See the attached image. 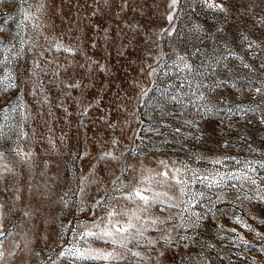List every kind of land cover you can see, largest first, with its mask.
Wrapping results in <instances>:
<instances>
[{
	"label": "rangeland",
	"instance_id": "1",
	"mask_svg": "<svg viewBox=\"0 0 264 264\" xmlns=\"http://www.w3.org/2000/svg\"><path fill=\"white\" fill-rule=\"evenodd\" d=\"M168 3L169 0L0 3L3 45H15L18 51L19 35L26 40L34 38L25 46L24 58L10 65L19 77L18 87L0 91V148L5 151L0 163L7 162L15 173L0 180V203L5 204L0 225L10 232L3 238V264H264V238L257 235L264 234V202L258 199L257 186L245 183L241 187L240 181L226 180L220 187L208 188L193 180V173L213 177L216 173L248 172L253 177H264V24L260 23L264 0H227L226 14L210 11L197 0H180L173 20L176 35L158 38L162 28L170 27L166 20L172 11ZM25 12L31 13L28 21H24ZM196 24L203 31H192ZM218 28L223 31L218 32ZM245 36L249 39L245 40ZM57 40L74 48L76 55L56 51L53 43ZM252 41L255 43L249 48ZM33 43V53H27ZM177 52L194 67H200L207 57V74L195 80L206 85L200 91L214 105L211 112L192 107L187 99L184 105L165 100V89L168 95L190 92L188 82L192 77L173 67ZM3 55L11 53L4 51L0 58ZM213 56L227 59L216 64ZM35 60L44 69L36 70L38 77L30 75ZM88 65H92L91 72ZM99 65L104 66L103 71ZM148 65L157 68L156 75H148ZM33 80L39 88H35ZM76 80L81 88L66 87L69 81ZM218 81L226 83L217 86ZM21 103L30 113L27 121L13 111ZM21 124L27 137L19 143L33 153L24 163L8 151L16 147ZM109 151L119 159H102ZM216 160L221 162L214 163ZM161 161L170 169L180 168L181 178L189 181L185 202L193 200L195 193H204L196 197L198 204L194 201L190 209L203 216L200 226L180 233L195 236V242L188 248L167 247L161 242L157 249L165 251V256L159 258L156 249L129 245L133 251L153 257L145 262L103 240L80 238L85 230L103 228L107 211L127 204L119 198L141 186L139 181L153 191L168 190L157 183L162 177L150 179L167 170ZM170 192L179 195L176 189ZM17 195L21 197L19 201L15 199ZM97 200H102V205H97ZM185 206L169 209L161 204L151 211L171 215L173 223L179 224L178 214ZM128 207L135 209V205ZM26 210L33 214L24 216ZM189 219L195 217L185 213V222ZM157 235L146 233L152 238ZM73 246L81 251L93 250L92 254L116 252L126 259L79 260L58 255ZM13 251L16 255L9 256ZM185 256L190 259L182 260Z\"/></svg>",
	"mask_w": 264,
	"mask_h": 264
},
{
	"label": "snow or ice",
	"instance_id": "2",
	"mask_svg": "<svg viewBox=\"0 0 264 264\" xmlns=\"http://www.w3.org/2000/svg\"><path fill=\"white\" fill-rule=\"evenodd\" d=\"M23 2H27V0H23ZM107 2V0H105ZM197 2L203 6L209 9L213 12H219L222 14H226L229 11V8L227 6V0H197ZM0 3H3V0H0ZM180 3V0H169L168 8L172 10L167 16L166 20L168 21L169 28H162L160 30V33L158 34V38L160 35L166 34L168 37H173L176 35V29L175 25L173 24L174 20V12L177 7V5ZM43 7V5H41ZM39 11V9H37ZM31 17L30 12H25L24 14V21H28ZM261 24H264V17L260 20ZM35 27L39 28V25H36ZM3 29H0V32H2ZM192 31L199 33L203 31L202 27L199 24L193 25ZM218 32L223 31V29H217ZM19 35V34H18ZM47 39V37H45ZM33 37H28L26 40L23 35H19V50L15 51V45L12 48H6L3 45V41H0V54H2L4 51H7L11 53V56L3 55L2 58H0V91L7 92L11 89H15L18 87L17 81L19 80V77L16 74V71L14 68L10 67L12 65L14 60L22 59L25 55V46L28 44L29 40H33ZM202 39V37H201ZM245 40H248L249 37L245 36ZM255 43V41H252L249 43V48L252 47V45ZM53 47L56 51H62L65 53H68L69 55L75 56L76 50L70 46H66L62 41L57 40L53 43ZM95 47V45H93ZM258 47V45H257ZM36 48V44L33 43L31 46L27 47V53H33L34 49ZM47 51V49L45 50ZM200 49L197 48L196 52H199ZM195 54V53H194ZM44 53L41 52L40 56H43ZM160 59H163L161 56ZM212 60L215 61L216 64H219L221 60L227 59V57L224 56H213L211 57ZM34 67L30 70V75L32 77H38L39 72L36 70L39 69L40 72H43V66L40 64L38 60H35ZM48 63H52V61H49ZM92 64H97L96 61H92ZM81 68L85 67L84 65H80ZM100 70H104L103 65H99ZM173 67L177 68L181 72H186L189 77H192V80H189L188 87L190 89V92L184 93L183 96L180 95H168V90L165 89L163 95L165 96V100H171L174 102H178L182 105L185 104V99H187V104H190L192 107L195 108H201L203 107L204 110L207 112H211L213 110L214 105H212L211 100L205 95L204 92L200 91L201 88H205L206 85L203 83L202 80H195L196 77H203L207 74L208 68L210 67V63L206 57L205 61L201 62L200 67H194L193 64H191L188 60V58L180 53H176V58L173 61ZM244 67L248 68L249 65L245 64ZM261 67H264V64L261 65ZM88 71L91 72L93 70L92 65L87 66ZM201 68L204 69V71H201ZM214 70V69H213ZM47 74V73H45ZM58 75V73H56ZM157 74V68L152 67V65H148V75L154 76ZM165 75H168V73H165ZM187 79V77H186ZM193 80H195V84L193 85ZM226 83V81H218L217 86H220L221 84ZM33 84L35 88H39V84L36 83L35 80H33ZM183 85H181L182 87ZM235 86V85H233ZM66 87L71 89L81 88L82 85L79 80H76L75 82L69 81L66 84ZM169 87H172L170 85ZM257 93L261 92L260 88L256 89ZM33 95H36V92L33 91ZM70 94V93H69ZM146 94V93H145ZM47 102V101H46ZM0 110H3L0 108ZM13 111H18L19 115L22 117V120L27 121L30 118V113L27 112V106L23 103L16 105L13 108ZM193 122H189L191 125ZM179 131V130H177ZM3 136L2 130H0V137ZM27 137V132H25L23 128V124L20 125L19 132L17 133V142L16 147H10L8 149L9 152L14 153L15 156H17L21 163H24L26 160L30 159L33 156V153L30 150H25L24 147L19 143L20 141L25 140ZM116 141H113V144H115ZM108 157L111 159H119L118 157L114 156V154L109 151L103 154L101 157L102 159ZM5 159V151L0 148V161H3ZM221 161L216 160L214 163H220ZM162 165H164L166 171H161L155 174L154 177H151L150 179H155L156 176L162 177L163 179L157 180V183L159 185L167 186L166 191L160 192V191H153V189L149 187L143 186V180L139 181L138 183L141 185L139 187H134L127 195L120 197L119 199L125 200L128 203L123 205L122 208L117 210L116 207L111 208L107 211V223L106 225L101 228L99 231H92V230H85L81 233V239H85L88 237L95 238L97 240H103L107 244H111L113 246H117L123 249H126L127 252L131 254L132 257L137 258L139 261H148L152 259L153 257L148 256L146 254L141 253L140 251H133L132 248L129 247V245L135 244L138 247H145L150 250L156 249L159 257L165 256V251H161L157 249V245L161 244L163 242L164 246L167 247H183L188 248L190 246L191 242H195V236L193 235H187V234H180L181 231L184 233L189 232L192 229H196L200 226V221L203 219V216L196 212H190L191 207L193 206V202L195 201L198 204V201H196V197L198 196H204L203 192L195 193L193 194V200H189L185 202L183 200V197L187 196L186 188L188 186L189 181L184 180L181 178L182 172L180 168H174L170 169L168 168V165L164 162H160ZM261 167H264V165H261ZM249 171H253L252 169H249ZM8 174H15L14 168L10 167L7 162L0 163V180H3ZM87 179V178H84ZM118 179V178H117ZM193 180L205 183V186L208 188L213 187H220L226 180H237L240 181V186L243 187L245 183L251 184L254 186H257L258 191V199L261 202H264V177L256 176L253 177L248 174V172H243L240 174H220L216 173L215 176L210 177L208 175H204L203 177H200L193 173ZM260 181L261 184L257 185V181ZM115 183V181H113ZM83 184V180H82ZM232 188H236V184L229 185ZM176 189L178 191L179 195L172 194L170 190ZM7 191V188L4 189ZM80 191H84V187H80ZM152 193V195H149L148 193ZM166 197V200L161 199V197ZM246 199L251 200V197L246 196ZM17 201L21 199L19 195L15 197ZM63 199V198H62ZM239 199V196L237 197ZM217 200L220 201L221 198L218 196ZM178 201V202H174ZM222 202V201H221ZM97 205H102V200L96 201ZM135 205V209L129 208L128 205ZM165 204L167 208L173 209L178 208L181 205H185V207L182 208L181 212L178 214L180 217V223L175 224L173 223L174 217L169 216H161V215H155L152 213L151 209L156 205ZM94 207L96 205H93ZM5 208L4 203H0V216L3 215V210ZM164 208H160V212H164ZM185 213H190L191 216L195 217V219H189L187 222H185ZM32 210H26L24 211V216H31ZM104 219V218H102ZM237 223H242L239 219L236 221ZM264 223V221H261ZM168 225H172L171 227H168ZM243 227H249L248 225H242ZM97 227H99L97 225ZM149 231L157 232L159 235H157L155 238H152L150 236H146V233ZM231 231L235 232V229H232ZM176 233L175 235L173 233ZM6 235H10V232H5L3 230L2 225H0V264H3L5 261V250H4V237ZM258 236L261 238H264V234L257 233ZM246 243V242H245ZM17 248L20 247L19 244L16 245ZM25 248L28 246L25 245ZM93 250H85L81 251L79 247L73 246L71 248H65L60 253H58L61 257H67V256H73L76 259L79 260H86V259H93V260H104V261H115L119 262L121 260H125L126 257L120 253L116 252H106L101 253L99 251H95V254H92ZM9 256H15L16 253L9 252ZM175 259V257H173ZM183 259H190V257H183Z\"/></svg>",
	"mask_w": 264,
	"mask_h": 264
}]
</instances>
